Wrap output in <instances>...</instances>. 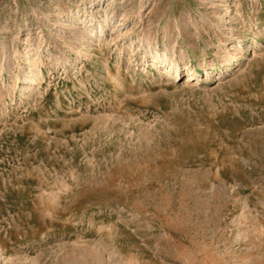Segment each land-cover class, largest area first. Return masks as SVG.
<instances>
[{"label": "rangeland", "instance_id": "rangeland-1", "mask_svg": "<svg viewBox=\"0 0 264 264\" xmlns=\"http://www.w3.org/2000/svg\"><path fill=\"white\" fill-rule=\"evenodd\" d=\"M0 264H264V0H0Z\"/></svg>", "mask_w": 264, "mask_h": 264}, {"label": "bare ground", "instance_id": "bare-ground-1", "mask_svg": "<svg viewBox=\"0 0 264 264\" xmlns=\"http://www.w3.org/2000/svg\"><path fill=\"white\" fill-rule=\"evenodd\" d=\"M194 59H195V57H193V58L190 59V60L193 61ZM183 62H184V64H186V63L189 62V59H184ZM170 65H171L172 67H178L180 64L176 63L175 61H171V62H170ZM209 66H213V65L209 63Z\"/></svg>", "mask_w": 264, "mask_h": 264}]
</instances>
